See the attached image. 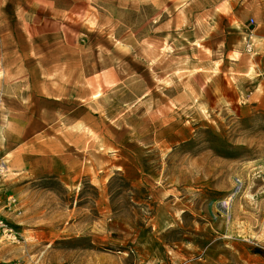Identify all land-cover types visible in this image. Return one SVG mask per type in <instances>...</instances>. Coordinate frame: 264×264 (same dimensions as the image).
Returning a JSON list of instances; mask_svg holds the SVG:
<instances>
[{"label":"rangeland","instance_id":"obj_1","mask_svg":"<svg viewBox=\"0 0 264 264\" xmlns=\"http://www.w3.org/2000/svg\"><path fill=\"white\" fill-rule=\"evenodd\" d=\"M5 5L0 264H264V0Z\"/></svg>","mask_w":264,"mask_h":264},{"label":"crops","instance_id":"obj_2","mask_svg":"<svg viewBox=\"0 0 264 264\" xmlns=\"http://www.w3.org/2000/svg\"><path fill=\"white\" fill-rule=\"evenodd\" d=\"M6 5H5V0H0V14H4L6 12ZM262 74H264V72H262ZM258 81V86H256L253 90V92H250V94L248 95V98H250L251 96L254 98V100H260L262 97H264V95H262V93L259 91V88L262 84H264V75L261 76V78H257L256 79ZM240 92V97H242L243 95V90H239Z\"/></svg>","mask_w":264,"mask_h":264},{"label":"built area","instance_id":"obj_3","mask_svg":"<svg viewBox=\"0 0 264 264\" xmlns=\"http://www.w3.org/2000/svg\"><path fill=\"white\" fill-rule=\"evenodd\" d=\"M250 40H251V36H248V40L245 43V50L248 52H250L253 48V45Z\"/></svg>","mask_w":264,"mask_h":264}]
</instances>
